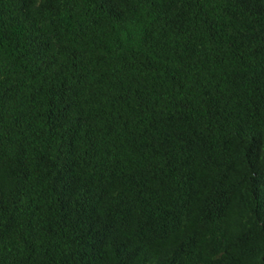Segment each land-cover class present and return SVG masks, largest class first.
I'll list each match as a JSON object with an SVG mask.
<instances>
[{
	"label": "trees",
	"instance_id": "1",
	"mask_svg": "<svg viewBox=\"0 0 264 264\" xmlns=\"http://www.w3.org/2000/svg\"><path fill=\"white\" fill-rule=\"evenodd\" d=\"M0 264H264V0H0Z\"/></svg>",
	"mask_w": 264,
	"mask_h": 264
}]
</instances>
